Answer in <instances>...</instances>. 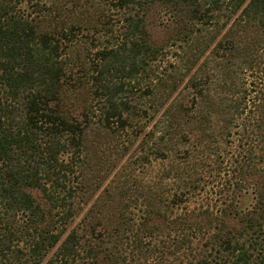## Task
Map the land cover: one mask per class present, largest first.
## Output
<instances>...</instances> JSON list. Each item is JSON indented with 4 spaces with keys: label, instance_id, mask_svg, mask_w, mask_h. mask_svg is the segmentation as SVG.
<instances>
[{
    "label": "trees",
    "instance_id": "1",
    "mask_svg": "<svg viewBox=\"0 0 264 264\" xmlns=\"http://www.w3.org/2000/svg\"><path fill=\"white\" fill-rule=\"evenodd\" d=\"M95 1L0 0V264H264V0ZM81 26L116 37L90 59ZM176 46L184 72L211 46L213 67L145 132L183 79Z\"/></svg>",
    "mask_w": 264,
    "mask_h": 264
},
{
    "label": "rangeland",
    "instance_id": "2",
    "mask_svg": "<svg viewBox=\"0 0 264 264\" xmlns=\"http://www.w3.org/2000/svg\"><path fill=\"white\" fill-rule=\"evenodd\" d=\"M29 6V3H23L22 4V11L25 10L26 14H32L33 16H35L34 14V9L32 7ZM95 9L97 8V10L99 11H106L107 13H109L108 9L105 8L104 6H99V2L96 0L95 1ZM107 9V10H106ZM82 11L78 10V9H74L73 11V19H79L81 16ZM30 14V15H31ZM170 13H167L164 9H158V10H154L151 15L147 18L148 19V26L149 29L152 30V32L154 34H156L157 36H161V37H167L166 34V30L164 28V26L171 24L170 22L167 21V19L169 18ZM32 16V17H33ZM118 18H114V24L117 26H120V22H117L118 20H116ZM118 31V30H117ZM214 30H209L207 32H205V36L206 37H212L213 33H211ZM111 32V31H109ZM108 32V33H109ZM204 34H202L201 38H198L197 40L195 39L194 42H192V47H201L202 43L205 41L204 39ZM108 35V36H107ZM94 34L92 27L91 26H81L80 28H76V32H75V37H74V44H75V50L74 53L76 51H81L83 52V48H85L88 52H89V57L90 59H93L95 56V52L96 49L102 47L103 45H108L110 43V41L112 40V37H116V32L115 34L110 35L109 34ZM218 39H220V35H217ZM200 39V40H199ZM199 40V43L197 45V41ZM184 46H181L182 49H184L185 51H189L186 44H183ZM96 47V48H94ZM213 46L210 47V49L206 52V54L201 58L200 62L197 64V66H195L194 70L189 74L184 72V66L183 64H186L185 61H187V57H184V50L181 51V49L179 47H174V48H170L167 56L164 58V64L163 67L165 66V70L167 72V74L171 75V76H175V78H178L179 76L181 77L183 75V79H179L178 81H176V86L174 85V94L172 96L169 97V99L166 101V105L163 108H160L158 110V113H156L154 116L155 118L151 121L148 120H142V124L143 126L146 125L147 129L145 132L149 131L150 129H152L155 125L156 122H158L165 109L172 103L176 102V100H178L181 96H184V99L188 97L189 94V90L186 89V86L189 84L190 82V78L191 76L195 73V74H206L208 72H210L209 70H211L210 68L213 67V64L210 63V61H208L210 59V54L212 52ZM86 51V52H87ZM182 53H181V52ZM177 53V54H176ZM178 55V56H177ZM182 58H184V61L182 60ZM190 58V57H189ZM183 61V62H182ZM190 61V59H189ZM182 62V63H181ZM79 67V66H78ZM77 67V70H79ZM76 70V71H77ZM173 73V75H172ZM69 95V96H68ZM66 97V107L70 108V110L74 111V113L76 114H82L83 108L84 106H86L84 104L85 99H84V94L81 93L78 96L74 97V95H70L68 94ZM189 100V99H188ZM91 100L90 98H88V102L90 103ZM149 103V102H148ZM93 105H91L92 107L96 104H98V102L96 101H92ZM153 116V114L151 113V117ZM125 139L126 141H128V137L125 136L124 138L122 137V134L118 135V136H114V135H108L106 137V141L110 143V145L108 146H103L100 150L101 155H99V157H104V166H108V165H112L113 159H116V164L114 165V167L112 168V170L119 168L120 166H122L128 159V156H125L123 154L124 152V147L127 146H123L122 144V140L119 138ZM141 138H138L137 140H134V146L131 150H129L126 153H130L132 154L134 151V149L136 147H138L139 145V140ZM129 142H127L126 144H128ZM125 153V152H124ZM110 159V160H109ZM109 160V164L107 163V161ZM104 186H102L101 189H103Z\"/></svg>",
    "mask_w": 264,
    "mask_h": 264
}]
</instances>
